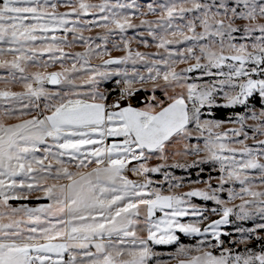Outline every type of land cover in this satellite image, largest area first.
Here are the masks:
<instances>
[{
	"label": "snow or ice",
	"instance_id": "1",
	"mask_svg": "<svg viewBox=\"0 0 264 264\" xmlns=\"http://www.w3.org/2000/svg\"><path fill=\"white\" fill-rule=\"evenodd\" d=\"M0 84V264H264V0H0Z\"/></svg>",
	"mask_w": 264,
	"mask_h": 264
},
{
	"label": "rangeland",
	"instance_id": "2",
	"mask_svg": "<svg viewBox=\"0 0 264 264\" xmlns=\"http://www.w3.org/2000/svg\"><path fill=\"white\" fill-rule=\"evenodd\" d=\"M61 10L63 11V9H61ZM149 18H151V17H149ZM94 34H95V31L93 33H91V35H94ZM131 34H132V30H129V35H131ZM85 35H89V33H85ZM133 48H139V50H141V51H155V48L145 49L143 46L138 45L136 43L133 44ZM68 50L69 51H79V50H82V49L79 46H77L74 49H68ZM119 54H121V53H119V52H113V55H119ZM56 68H58V65L56 66ZM51 70H56V69L50 68L49 71H51ZM0 87H3V85L0 84ZM48 87H54V86H50L49 85ZM13 90L20 91L21 88H20L19 85H14L13 86ZM226 126L230 127V125H226ZM172 171H173L174 175H176L178 177H184L185 180H187L189 178H195L196 177V170L195 169H192L190 171H185V170H182V169H174ZM213 174L215 175V173H213ZM162 178H163L162 177V174H154V179H156V180H162ZM187 188H188V186L186 184V186L184 188L180 189V191H186ZM213 218H215V217H213ZM182 241L184 243H191V242H193L192 240H190L188 238H184V237H182ZM156 250L159 251V252H162V253L167 254L168 252L173 251L174 248L172 246H163L162 245V246H157ZM167 258H168L167 255H164L162 257V259H167Z\"/></svg>",
	"mask_w": 264,
	"mask_h": 264
},
{
	"label": "trees",
	"instance_id": "3",
	"mask_svg": "<svg viewBox=\"0 0 264 264\" xmlns=\"http://www.w3.org/2000/svg\"><path fill=\"white\" fill-rule=\"evenodd\" d=\"M216 115H217L218 117H221V116L224 115V113L218 112Z\"/></svg>",
	"mask_w": 264,
	"mask_h": 264
},
{
	"label": "crops",
	"instance_id": "4",
	"mask_svg": "<svg viewBox=\"0 0 264 264\" xmlns=\"http://www.w3.org/2000/svg\"><path fill=\"white\" fill-rule=\"evenodd\" d=\"M40 202H46V201H40Z\"/></svg>",
	"mask_w": 264,
	"mask_h": 264
}]
</instances>
